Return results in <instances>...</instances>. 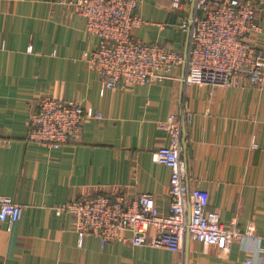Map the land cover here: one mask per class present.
Wrapping results in <instances>:
<instances>
[{
    "label": "crops",
    "instance_id": "crops-1",
    "mask_svg": "<svg viewBox=\"0 0 264 264\" xmlns=\"http://www.w3.org/2000/svg\"><path fill=\"white\" fill-rule=\"evenodd\" d=\"M76 1L0 0V195L21 207L17 222H0V264H264V81L260 89L185 87L176 66L162 81L102 90L86 61L98 39L85 31ZM136 1L143 23L133 38L184 54L185 13L168 0ZM255 21L264 51V0ZM45 97L76 103L87 115L79 137L57 149L26 139L29 116ZM182 106L190 115L181 153L188 182L206 193L207 212L240 233L252 228L257 242L245 238L224 253L186 236L182 253H173L80 241L74 219L55 209L82 196L150 194L166 212L170 174L152 152L168 145L158 123Z\"/></svg>",
    "mask_w": 264,
    "mask_h": 264
},
{
    "label": "built area",
    "instance_id": "built-area-1",
    "mask_svg": "<svg viewBox=\"0 0 264 264\" xmlns=\"http://www.w3.org/2000/svg\"><path fill=\"white\" fill-rule=\"evenodd\" d=\"M185 17L179 28L187 33L186 56L157 44L133 38L132 29L143 19L136 0H77V13L85 31L98 39L86 55L88 67L102 78V90L120 83L149 84L164 80L172 68L183 66V86L227 87L247 84L260 89L264 81V51L259 48L260 28L255 21L258 0H168ZM87 115L76 103L45 97L28 119L26 139L57 149L79 137ZM99 118V115L96 116ZM190 118L184 107L158 127L168 134V145L152 152V161L169 170L168 207L160 211L150 194L128 201L122 193L85 195L56 208V215L74 219L79 240L98 238L101 245L127 242L135 247L163 248L182 253L186 236L204 246L228 253L233 242H257L252 228L240 233L226 226L215 212H207L206 193L190 185L182 153V124ZM21 207L0 195V222L15 223ZM131 233L129 240L121 234ZM246 264H254L251 259ZM175 264H183L181 261Z\"/></svg>",
    "mask_w": 264,
    "mask_h": 264
},
{
    "label": "water",
    "instance_id": "water-1",
    "mask_svg": "<svg viewBox=\"0 0 264 264\" xmlns=\"http://www.w3.org/2000/svg\"><path fill=\"white\" fill-rule=\"evenodd\" d=\"M193 7H194V0H192V3H191V9H190V16L192 15L193 13ZM187 43H188V37H187ZM187 43H186V48H185V52H184V57L186 56V52H187ZM183 67V66H182ZM183 70H184V67H183ZM182 132H183V137H182V147L184 148V145H185V125H184V122L182 124ZM189 238V237H188Z\"/></svg>",
    "mask_w": 264,
    "mask_h": 264
}]
</instances>
